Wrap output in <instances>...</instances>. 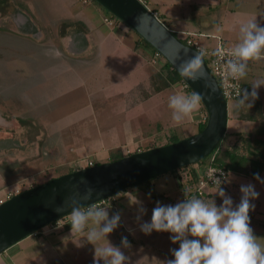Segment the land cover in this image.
Returning a JSON list of instances; mask_svg holds the SVG:
<instances>
[{
	"label": "rangeland",
	"instance_id": "rangeland-1",
	"mask_svg": "<svg viewBox=\"0 0 264 264\" xmlns=\"http://www.w3.org/2000/svg\"><path fill=\"white\" fill-rule=\"evenodd\" d=\"M147 7L153 12L157 9L150 2ZM92 8L97 11H92ZM159 16L162 20V16ZM102 25L113 32L110 38L114 43L111 46L103 44L100 50H95L90 41L92 34L100 31ZM205 40L210 44L217 41L213 37ZM120 41L123 42L122 46ZM199 45L210 62L204 40ZM150 46L95 0L4 1L0 6V200L67 173L70 169L76 170L77 163L81 167L83 164H98L97 161L102 163L103 159H97L96 155H81L83 151L80 147L83 145L85 151L84 145L89 140V145L103 137L110 140L106 132L113 129L116 138L124 140L125 132L121 130L128 124L131 127L134 124L128 122V109L137 107L144 90L162 84L158 75L166 60L161 54L156 55ZM136 49L138 52H134ZM232 104L233 101L229 100V109ZM231 112L234 113L233 107ZM204 113L206 115V109ZM164 116L165 111H162ZM105 118L107 120L104 122ZM145 121L146 117H143L142 124ZM226 134L222 148L236 144L243 149L241 138H244L250 142L251 150L264 153V141L257 143L251 133L240 136L230 129ZM170 136L168 132L167 142ZM157 145V142L148 140L134 145L132 150L137 152ZM242 152L247 153L245 148ZM119 153V149L113 150L111 159ZM255 156L264 158L259 154ZM197 164L154 178L159 179L157 190L160 193L171 194L161 203L175 204L183 200V188L177 177L186 176L190 168ZM235 175L230 173L228 178L232 189L236 182ZM239 177L248 184L246 175L239 174ZM226 183L221 187L227 189ZM134 188L137 187L125 190L128 191L126 195L120 192L80 210L105 209L109 218L119 213L120 222L107 237L94 241L95 245L88 241L86 236L91 231L100 230V225L93 220H89L81 230L72 232L71 213L59 219L65 221L64 225L54 228V225H58L54 221L34 233L35 236L32 234L26 237L27 240L24 238L26 241L19 245L24 249L20 254L25 255L23 263L94 264L95 247L99 250L110 243L121 248L127 257L125 264H166L174 259L172 249L178 248L179 243H173L170 239L173 234L155 230L151 234L143 233L137 227L138 223L144 221H137L138 218L134 217L140 211H134L130 221H126L124 214L127 215V205L121 202L126 196L134 200L128 199L127 202L133 204L137 201L135 192L138 189L134 192ZM218 188H211V195L202 199L209 203L215 201L219 206L223 198L219 196ZM150 194L151 197L154 195L152 192ZM226 195L233 198L235 206L242 193L239 195L234 189ZM152 202L147 205L154 206ZM141 207L143 205L137 210ZM249 216L252 229L264 230V218L255 217L251 210ZM145 218L150 221L151 216L145 214ZM61 231H67L65 238L58 237ZM123 237H127L129 246L121 243ZM256 240L264 247V234H257ZM97 255L99 257V252ZM99 264H104L103 259L99 260Z\"/></svg>",
	"mask_w": 264,
	"mask_h": 264
},
{
	"label": "water",
	"instance_id": "water-1",
	"mask_svg": "<svg viewBox=\"0 0 264 264\" xmlns=\"http://www.w3.org/2000/svg\"><path fill=\"white\" fill-rule=\"evenodd\" d=\"M148 42L183 81L200 95L206 125L176 142L133 152L116 160L76 169L37 184L0 203V254L50 223L209 156L225 136L229 108L204 53L186 44L140 0H95ZM202 53L205 76L192 80L181 66ZM195 140V143L192 141Z\"/></svg>",
	"mask_w": 264,
	"mask_h": 264
},
{
	"label": "crops",
	"instance_id": "crops-1",
	"mask_svg": "<svg viewBox=\"0 0 264 264\" xmlns=\"http://www.w3.org/2000/svg\"><path fill=\"white\" fill-rule=\"evenodd\" d=\"M149 2L150 4H155V7H157V9H154L156 10L155 12L162 16L163 22L176 33L178 37L182 38L191 35L195 40L200 42V44L201 40H204L206 50L203 46L202 48L207 53L216 50L221 42L227 47L233 48L239 39L240 24L249 19L255 18L258 25L264 26V0H149ZM92 9V11H97L94 10V8ZM98 32H100V34H98ZM111 32V30L108 31L106 26L102 25L100 31L92 34L93 38H91L90 41L91 47L95 48V50H100L103 44L111 46L110 44L114 43L110 38L113 35V32ZM210 37L215 38L217 41L212 42V44L208 43L205 39H209ZM120 43L122 46L123 42L120 41ZM124 46L128 48L127 45ZM134 52H138L137 49ZM258 80H264V59L248 62L247 75L242 78L244 90L251 92L252 83ZM149 89L150 90L147 89L148 91L144 90L146 94H142L138 99L137 107L129 108L127 111V115L129 116L128 122L134 124L132 127L128 124V126L121 130V132H125L126 137L124 140L116 138V131H114V129L110 132L107 131L106 133L110 135V140L104 139L103 137L90 145L89 140V143L84 145L85 151L82 149L83 145L80 147L83 151L81 155L93 154L97 156V159L102 158L103 160L101 159V162H106L111 160V153L115 149H119V154L125 156L135 152L132 150L133 146L139 142L151 140L157 142L158 145L167 143L168 132L169 135L178 134L179 136L187 137L198 131V124L200 120L205 117L204 109L200 104L198 108L189 116H186L180 124H176V122L172 120V109L168 107L169 97L176 93L187 95V91L183 89L181 81L175 83L168 81V84L165 86L152 85ZM257 91L259 93L258 99L252 103L251 107L247 104L240 105V98L233 101L230 107L234 108V113L231 112L230 108L227 133H229L230 129L238 132L240 136H244L245 134L247 136L251 133L254 140L257 143H261L264 141V85L260 86ZM162 111H165L164 117H162ZM143 117H146V121L142 124L141 120ZM106 120L107 118L104 119V122ZM251 128L254 129L252 130ZM103 131L105 132V129H103ZM252 152L255 155L259 154L264 157L263 152L254 151L253 149ZM96 163L100 162L97 161ZM76 165V169L88 166L83 164L81 167L80 163ZM235 176L237 177L235 178L236 182L234 183L233 189L229 186L228 182L226 183V194L234 189L239 192V195L241 194L240 186L245 184V180L240 178L239 174ZM247 177L248 181L246 182L255 185L256 191L260 193L259 197L252 201L255 208L251 211L255 213V217L264 218V214H262L264 213V182H262L264 181V173L261 174L260 179ZM151 180L152 181L149 180L150 182L147 181L145 184L143 183L133 189L134 192L135 189H138L135 192L137 195V201H135V203L133 202L132 204L130 201H128V203V199L131 201L133 199L129 196L124 197L121 203L127 205V207L124 206L126 207L125 210L127 209V215L124 214L126 221H130L131 216L134 215L133 212L139 211L137 209L140 205H143L146 211L143 213H136L134 217H140L141 219H137V221L140 220L145 222L146 218L143 219L144 215H152V209L156 206L155 203L171 195L170 193H168L169 195L166 194L167 192L160 193L157 190L160 186L159 179ZM144 185H147V187ZM156 191L160 194H155ZM151 192L154 193L152 197L150 196ZM123 193L126 195L128 191H123ZM156 199L158 200L156 201ZM238 200L236 201L237 203H239ZM150 201H153L152 205L154 206L147 205ZM139 225L138 223L137 228H140ZM252 230L255 236L259 233L264 234V230H258L257 228H253ZM66 233L67 231H61V233L57 235L58 237L65 238ZM35 235L36 234H33L32 236ZM27 239L28 238H26V240ZM26 240H22L20 243L0 254V264H24L23 256L25 255H20L24 252V249L23 247H19V245ZM26 264H29V262Z\"/></svg>",
	"mask_w": 264,
	"mask_h": 264
},
{
	"label": "clouds",
	"instance_id": "clouds-1",
	"mask_svg": "<svg viewBox=\"0 0 264 264\" xmlns=\"http://www.w3.org/2000/svg\"><path fill=\"white\" fill-rule=\"evenodd\" d=\"M215 54L226 66V78L239 80L245 77L249 61L264 59V26L258 25L255 18L241 23L236 45L227 52L217 48ZM201 57L202 53H197L184 63L180 68L181 75L192 80L204 78ZM262 85L264 80H258L252 83L251 92L243 90L239 104L251 107L258 99L257 90ZM200 99L196 93L171 95L168 107L172 109V120L180 124L198 108ZM229 175H225L223 182H228ZM255 176L260 179L258 173ZM240 191L242 196L235 206L233 198L226 195V190L221 186L217 191L223 198L219 206L215 201L209 203L195 196L185 197L175 204L157 201L150 221L141 223L140 230L145 234H151L154 230L173 234L170 239L173 243L178 242L179 247L172 249L174 259L168 260L166 264H264V247L257 243L249 216V211L255 208L252 201L260 193L251 183L242 184ZM139 211L143 213L146 210L141 207ZM120 219L119 213L109 218L105 209H89L86 212L74 209L71 231H79L89 220H93L100 225V230L91 231L86 237L94 244L101 237H107L118 226ZM121 243L125 247L129 246L127 237H123ZM100 259H103L104 264H125L127 257L119 246L110 243L99 250L95 247L94 264H99Z\"/></svg>",
	"mask_w": 264,
	"mask_h": 264
},
{
	"label": "trees",
	"instance_id": "trees-1",
	"mask_svg": "<svg viewBox=\"0 0 264 264\" xmlns=\"http://www.w3.org/2000/svg\"><path fill=\"white\" fill-rule=\"evenodd\" d=\"M4 1H6V0H0V6L3 5ZM113 17H115V16H113ZM159 18H160V16H159ZM175 35L177 36L176 33H175ZM141 39L144 40L143 38H141ZM181 39L183 40V42L186 43L185 38H181ZM148 45H150V44L148 43ZM158 76L162 80L161 85H163V86L167 85L168 81H171L173 83L181 81L182 85L186 84L183 81L182 77L179 75V73L175 69H173L172 66L170 65V63L167 61H165L164 65H163V69ZM186 90H187V93H191V94L194 93L189 86H188V88H186ZM201 105H202V108L205 110L203 104H201ZM204 119L205 120H202L199 122L197 132L201 131L205 127L206 115H205ZM224 137L222 138L220 143L216 146V148L212 151V153L209 156L204 158L202 161L198 162V164L196 166H194V168H190V171L186 176H182V177L178 176L177 177V180L181 181V183H179L181 185V188H183L182 199L184 197H193V196L199 197L202 199L205 196L210 195L211 192L209 191V192H205V194L203 196H199L197 194V191H196V186L198 185L199 177H200L201 173H203L204 169H206V167L209 165L221 166V167L225 168L229 174L230 173L244 174L246 176H249V177H252L255 179H257L255 174L258 173L259 177L261 176V174L264 171V158L255 156V154L252 152V150L250 148V144H249L250 142L247 139L241 138V139H243V145H244L243 149L239 148L238 146H235L236 144L234 146L222 148V143H223L222 141L224 140ZM180 139H181V137L178 134H172L167 143L176 142ZM149 148H152V147H149ZM244 148L247 151V153L242 152V150H244ZM121 157H123V155L119 154L116 157H112L111 160H116V159H119ZM182 168H184V167H182ZM182 168H179V169H182ZM177 170L178 169H175L172 172L175 173V172H177ZM70 171H73V169H70ZM150 181H152V180H150ZM90 206H88L86 208H90Z\"/></svg>",
	"mask_w": 264,
	"mask_h": 264
},
{
	"label": "built area",
	"instance_id": "built-area-1",
	"mask_svg": "<svg viewBox=\"0 0 264 264\" xmlns=\"http://www.w3.org/2000/svg\"><path fill=\"white\" fill-rule=\"evenodd\" d=\"M140 1L143 4H145L146 6L148 5V0H140ZM154 13L156 16H158V14L156 12H154ZM185 39H186V44L191 45V46L195 47L196 49L202 51L200 48L199 42L197 40H195L191 35L185 37ZM217 48H222L226 52L231 49V48L227 47L225 44H223L222 42L219 43ZM215 52H216V50L209 53L210 54V56H209L210 62L207 61L208 65H209L210 69L212 70L213 74L215 75V77L217 78V80L221 86V89L223 91V94H224L225 98L227 99V101L237 100L240 98V95L241 96L243 95L244 85H243L242 78L239 80H233L231 78H226V74H225L226 66H225L223 60L221 58H219L215 54ZM156 55L159 56L160 53L156 52ZM183 87L186 89V88H188V85L184 84ZM187 95H191V93H187ZM228 174H229L228 171L221 166H215V165L207 166L206 169H204L203 173H201V175L199 177L198 185L196 186L197 194L199 196H203L205 194V192H209V190L211 188H218L221 185L225 184V182H223V181H224L225 175H228ZM228 178H229V176H228ZM220 180L222 181V183ZM5 200H0V203L5 201ZM56 222H58L57 223L58 225H54V228L58 227V226H62L65 223V221H62V220L60 221L59 219H58V221L56 220Z\"/></svg>",
	"mask_w": 264,
	"mask_h": 264
}]
</instances>
